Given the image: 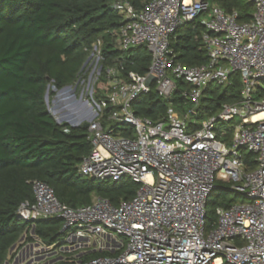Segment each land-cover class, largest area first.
Here are the masks:
<instances>
[{"label": "built area", "instance_id": "1", "mask_svg": "<svg viewBox=\"0 0 264 264\" xmlns=\"http://www.w3.org/2000/svg\"><path fill=\"white\" fill-rule=\"evenodd\" d=\"M250 1L254 13L247 22H239L236 11L226 12L208 0H149L140 9L128 0L114 1L112 8L123 15L116 47L126 51L144 45L150 65L144 74L125 76L119 72L122 67L106 68L109 90L98 99H74L79 120L68 124H87L91 144L78 175L97 181L129 177L140 186L131 200L117 206L94 196L88 205L70 207L50 186L35 180L33 200L18 206L16 218H59L66 234L63 242L74 249L119 251L73 264H264V99H254L264 81V0ZM195 18L205 29L207 61L189 66L175 59L169 41L177 28ZM92 57L99 66L101 40L88 60ZM232 73L239 74L241 98L200 122L188 121L194 112L180 113L171 106L157 121L137 116L131 108L135 98L150 90V75L160 97L168 99L180 79L188 86L182 96L198 105L206 87L227 86ZM72 86L48 87L54 97L50 112L58 123L63 122L61 111L70 102ZM57 102L64 104L55 107ZM236 118L227 144L222 140L227 130H218L217 124ZM189 122L199 126L191 130ZM114 123L129 125L132 134L122 135ZM244 151L254 156L251 166ZM218 188L247 201L216 207L215 225L206 232L207 200ZM35 242L27 244L29 264L55 249ZM19 251L11 264L26 263L18 262Z\"/></svg>", "mask_w": 264, "mask_h": 264}, {"label": "trees", "instance_id": "2", "mask_svg": "<svg viewBox=\"0 0 264 264\" xmlns=\"http://www.w3.org/2000/svg\"><path fill=\"white\" fill-rule=\"evenodd\" d=\"M114 1L0 0V264H11L21 247L34 241L33 236L57 249L64 243L66 234L62 232L61 219L20 221L16 218L18 206L33 200V181L46 183L57 199L70 207L88 205L94 196L106 198L117 206L131 200L140 186L129 177L97 181L78 175V165L91 149L85 123L78 126L58 123L45 97L50 85L61 89L81 77L97 40H101L102 84H107L108 67H122L119 71L122 76L147 71L151 56L144 45L126 51L115 45V33L123 23V15L112 8ZM128 1L140 9L149 0ZM208 1L226 12L236 11L239 22L251 20L254 13L250 0ZM204 31L200 18L174 31L169 45L178 62L193 66L207 61L202 42ZM175 84L171 96L164 99L152 83L148 92L131 102L135 115L157 121L165 116L169 106L184 113L188 99L182 92L188 86L180 79ZM108 90L107 85L95 98L104 97ZM240 92L238 73L230 75L227 86L206 87L199 103H206L205 118L216 114L223 104L238 102ZM51 95L49 91V98ZM254 95L264 99V81L256 87ZM112 126L124 136L133 132L124 123ZM198 126L199 123L189 122L191 130ZM243 157L251 166L253 154L244 151ZM212 194L205 208V227L207 224L214 227L216 222L211 208L231 204L222 192ZM118 252H88L81 260Z\"/></svg>", "mask_w": 264, "mask_h": 264}, {"label": "rangeland", "instance_id": "3", "mask_svg": "<svg viewBox=\"0 0 264 264\" xmlns=\"http://www.w3.org/2000/svg\"><path fill=\"white\" fill-rule=\"evenodd\" d=\"M95 58L92 57L88 60V64L85 67V70L83 72V74L81 75V77L73 84L72 88L70 91H68V95L67 98H69V101L66 106V108L64 107L61 111L62 115L61 117L63 118V122H67L69 124H71L72 122H75L77 120H79V114L75 108V102L79 101L80 99H91L92 97L94 98L96 93H98L99 91L104 92L106 90L107 84H102L100 77V74H98V68L99 66L96 65L95 62ZM259 85H262V81L259 83ZM75 86V88H74ZM216 86L215 84H212V87ZM54 97L49 98V96L47 97V102H48V109L49 111H53V109H50V105H53V99ZM76 101H73V100ZM254 99H260V98H256L254 95ZM186 107H184V112H194L195 115L189 117L188 121H190L191 119H193V121L195 122H200L202 119H205L206 115H207V109L205 108L206 103L204 104H198L195 105L194 103H192L190 100L186 101ZM200 103V100H199ZM64 103H59L57 102L55 104V107H59ZM203 105V106H202ZM173 109L177 110L176 107L171 106ZM180 109V108H178ZM238 118H236L234 121L231 122H218L217 124V129L221 130H227V135L225 137H222V140H224L225 143L227 144H231L232 142V136H233V125L235 122H238ZM223 186L227 187L228 183H223ZM221 190V191H220ZM218 192H222L223 193V198H225L226 201H230L231 203H241V202H245L247 200H245L243 198V196L237 195L231 191H228L227 189H222V188H218V190L213 191L212 195H215ZM216 207V206H215ZM213 210V212H212ZM211 216H214L216 219V215H215V208H211ZM213 228V226H209L208 224L205 227V231L208 232L209 230H211ZM233 243H235V241H233ZM27 245H23L20 249V253L22 252V254L24 253H29V248H26Z\"/></svg>", "mask_w": 264, "mask_h": 264}, {"label": "crops", "instance_id": "4", "mask_svg": "<svg viewBox=\"0 0 264 264\" xmlns=\"http://www.w3.org/2000/svg\"><path fill=\"white\" fill-rule=\"evenodd\" d=\"M33 238H34V241L27 242L26 245L27 244L32 245L33 243L36 244L35 240H38V239L34 236H33ZM26 248H29V253H27V252L24 254H22V252L19 253L20 258H17V260H18V262L20 260H24V261H26L25 264H29L30 261L28 260L27 257L31 253V247L27 246ZM91 252H94V251H91ZM86 253H88V252L84 251L83 249H81V250L80 249H74L72 246L68 245L67 243H63V246H61L58 249L55 248V249L48 251L44 254H40L39 256L36 257V260L38 261L37 264H73L76 262L75 260L80 261L81 256L83 254H86Z\"/></svg>", "mask_w": 264, "mask_h": 264}, {"label": "water", "instance_id": "5", "mask_svg": "<svg viewBox=\"0 0 264 264\" xmlns=\"http://www.w3.org/2000/svg\"><path fill=\"white\" fill-rule=\"evenodd\" d=\"M154 79V76L153 75H150L148 80H147V83L148 85H151L152 84V81ZM65 88H69V86H65ZM46 100H47V97H48V93L46 94ZM85 126H87V124H85ZM14 249V247L11 249V251ZM5 264H7V262H5Z\"/></svg>", "mask_w": 264, "mask_h": 264}]
</instances>
